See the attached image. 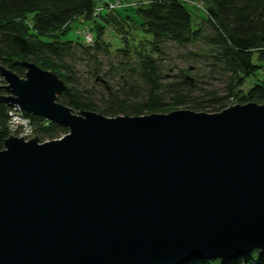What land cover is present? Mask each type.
<instances>
[{
	"label": "water",
	"instance_id": "water-1",
	"mask_svg": "<svg viewBox=\"0 0 264 264\" xmlns=\"http://www.w3.org/2000/svg\"><path fill=\"white\" fill-rule=\"evenodd\" d=\"M0 65V101L67 128L0 150V264H182L264 250V103L72 112L52 70Z\"/></svg>",
	"mask_w": 264,
	"mask_h": 264
},
{
	"label": "trees",
	"instance_id": "trees-1",
	"mask_svg": "<svg viewBox=\"0 0 264 264\" xmlns=\"http://www.w3.org/2000/svg\"><path fill=\"white\" fill-rule=\"evenodd\" d=\"M137 1L138 20L134 21L128 15L117 14L115 9L103 13L106 8L103 6L93 16L98 7L94 0H0V65L19 76L23 75L24 68L13 64L14 61L28 60L54 71L66 84V90L57 100L73 112L92 110L109 117L167 112L187 102L186 95L179 92L185 81L167 84L170 91L179 93L177 99L166 101L161 69L154 53L163 40L187 44L200 37V30L194 26L187 8L189 2L197 1L204 4L206 19L214 31L213 36H205V39L223 50L233 74L227 93L213 98L212 103L218 107L213 106L211 112L220 111L229 100L240 104L264 103V78L257 77V71L264 67V0ZM74 20L76 24L88 25L93 38L91 45L64 39ZM109 28L118 36L105 41L102 36ZM110 47L121 51L124 58L130 55L129 47L138 53L137 75L145 91L137 100H130V95L136 92L123 93L124 97L107 92L104 105L98 106L92 95L88 96L74 84L65 57L77 48L89 54L91 51L108 53ZM5 93L7 91L0 85V94ZM188 107L197 109L199 106L190 104ZM7 108L0 101V150L3 140L10 135ZM28 116L39 141L67 133V128L60 124L37 115ZM182 264H264V250L254 248L237 258L195 259Z\"/></svg>",
	"mask_w": 264,
	"mask_h": 264
},
{
	"label": "rangeland",
	"instance_id": "rangeland-1",
	"mask_svg": "<svg viewBox=\"0 0 264 264\" xmlns=\"http://www.w3.org/2000/svg\"><path fill=\"white\" fill-rule=\"evenodd\" d=\"M94 1L96 6L106 7L103 13L107 12V10L115 9L116 13L121 16L128 15L134 21L138 20L135 9L138 3L137 0ZM103 2H110L114 6L110 7ZM142 2L144 3V0ZM187 8L192 14L194 26L200 30V37L187 44H179L169 39L163 40L158 44V51L154 53V56L158 59V64L161 69L163 96L166 101L171 102L178 98L177 93L180 92L186 95L184 99H187V102L174 109L211 112L213 106L218 107V105L212 103L213 98L227 93L228 82L233 76L232 69L227 64L223 50L210 44L205 39V36H213L214 31L206 19L204 4L197 1L189 2ZM96 14L93 12V16ZM76 22L74 20L70 24L71 29L63 36L64 39H71L84 43V45H91L93 38L90 28L85 23L76 24ZM134 32L135 30L132 34ZM111 36L116 39L118 33L112 32L109 28V30L106 29V33L102 38L105 41H109ZM142 47H144L143 44ZM129 50V57L124 58L122 57L121 51H118L114 47H110L108 53H94L91 51L89 54L83 53L80 48H77L65 57V62L71 67L70 73L73 76L74 84L83 89L88 96L92 95L98 106L104 105L103 101L108 98L107 92H110V94L114 92L118 97H124L125 95L123 93H127L128 91L131 93L136 92V96L130 95L132 98L130 100H137L144 95L143 93L145 91L137 75V62L140 60V56L134 52L132 47H129ZM142 50L145 51L144 48ZM262 64L263 62H261ZM133 70L135 71L133 72ZM257 77L264 78V67L257 71ZM183 79L185 84L179 89V92L175 93L170 91L169 85L167 84L179 82ZM4 84L5 82H3L0 75V85L2 86ZM226 103L229 106L235 102L229 100ZM190 104H197L199 107L197 109L189 108L188 105ZM9 107L11 106H8L7 111ZM31 126L32 136L30 138L35 136L32 122ZM8 130L10 135L21 136V131L10 130L9 116Z\"/></svg>",
	"mask_w": 264,
	"mask_h": 264
},
{
	"label": "built area",
	"instance_id": "built-area-1",
	"mask_svg": "<svg viewBox=\"0 0 264 264\" xmlns=\"http://www.w3.org/2000/svg\"><path fill=\"white\" fill-rule=\"evenodd\" d=\"M108 6L113 7L110 2L107 3ZM102 9L101 6L96 8V12H99ZM7 114L9 116V128L10 130L21 131L20 135L24 138H30L32 136V126L31 119L28 115L24 113L18 106L9 107Z\"/></svg>",
	"mask_w": 264,
	"mask_h": 264
},
{
	"label": "bare ground",
	"instance_id": "bare-ground-1",
	"mask_svg": "<svg viewBox=\"0 0 264 264\" xmlns=\"http://www.w3.org/2000/svg\"><path fill=\"white\" fill-rule=\"evenodd\" d=\"M11 107H14V106H11Z\"/></svg>",
	"mask_w": 264,
	"mask_h": 264
}]
</instances>
